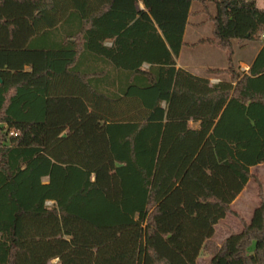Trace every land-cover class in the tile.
I'll return each instance as SVG.
<instances>
[{
  "label": "trees",
  "instance_id": "16d2710c",
  "mask_svg": "<svg viewBox=\"0 0 264 264\" xmlns=\"http://www.w3.org/2000/svg\"><path fill=\"white\" fill-rule=\"evenodd\" d=\"M195 1L205 76L176 62ZM263 35L256 0H0V264H264L259 180L213 239L264 163Z\"/></svg>",
  "mask_w": 264,
  "mask_h": 264
},
{
  "label": "rangeland",
  "instance_id": "374dc122",
  "mask_svg": "<svg viewBox=\"0 0 264 264\" xmlns=\"http://www.w3.org/2000/svg\"><path fill=\"white\" fill-rule=\"evenodd\" d=\"M257 3L259 7L264 8V0H257ZM191 8L193 10V14L190 17V22L187 24L184 38L185 44L182 47V55L179 57V62L182 64H189L191 66V70L204 76L207 74V70L210 67L216 68L227 66V56L222 50L207 43H196L198 39L208 38L211 35L212 23L206 21V16L203 13H196L202 8L199 2H193ZM213 9L214 8L212 6V10ZM260 45V42L255 41H245L236 45L234 61L241 71H246L248 68L246 66H241V64L237 61L242 59L243 61L249 62L255 52L259 49ZM251 172L254 177L250 179L246 192L244 193L242 199L240 198V202L237 205H234L233 208H235L236 211L233 210V212H230L228 216L216 227V233L214 234L213 239L217 244H221V242L230 233L241 231L243 229L241 219L243 218L246 221H249L254 208L260 202L259 181L262 182L264 189V163L253 166ZM210 258L211 256L209 254L202 252L198 257L197 264H210Z\"/></svg>",
  "mask_w": 264,
  "mask_h": 264
},
{
  "label": "crops",
  "instance_id": "0c3cea01",
  "mask_svg": "<svg viewBox=\"0 0 264 264\" xmlns=\"http://www.w3.org/2000/svg\"><path fill=\"white\" fill-rule=\"evenodd\" d=\"M257 1V0H256ZM139 5H140V7H143V3L142 2H140L139 3ZM257 5H258V3H257ZM259 6V5H258ZM261 8H263V7H261ZM191 11L193 12V10H192V8H191ZM199 14V13H198ZM200 14H202V13H200ZM192 15V14H191ZM191 15L189 16V18H188V23L190 22V17H191ZM186 28H187V26H186ZM185 33H186V29H185V32H184V38H185ZM199 40L200 39H198L197 41H196V43H199ZM184 42H185V39H184ZM193 44V43H192ZM260 48H261V45H260V47H259V49L255 52V54L253 55V57H252V59L249 61V62H247V61H243L242 59H240V60H238L237 62H239L240 64H241V66H246L248 69L250 68V64H251V62L253 61V59L255 58V56L257 55V53H258V51L260 50ZM182 50V49H181ZM182 54H181V52H180V54H179V56L176 58V62H177V66L178 67H182V68H185V69H187V70H189V71H191L192 73H194V74H196V75H201V76H203L202 74H198L196 71H193V70H191V66L189 65V64H185V63H180L179 62V57L181 56ZM210 67V66H209ZM227 66H224V67H216V68H220V69H222V68H226ZM210 68H215V67H210ZM27 69H29V68H27ZM248 69H246V71H248ZM243 70V69H242ZM205 76V75H204ZM219 79H220V77H218V76H212L211 78H210V80H211V83H216L217 81H219ZM190 126L192 127V128H197L198 127V125H199V123L198 122H194V121H190ZM195 124V125H194ZM253 168V166L251 167V169ZM250 182V180L248 181V183ZM248 183H247V185L244 187V189L241 191V193L236 197V199L232 202V204H231V208H232V210H235L236 211V209L235 208H233L234 207V205H237L239 202H240V198L242 199V197H243V195H244V193L246 192V188H247V186H248ZM229 214V213H228ZM228 214L223 218V219H221L219 222H218V224L222 221V220H224L227 216H228ZM218 224L216 225V227L218 226ZM216 227H215V233H216ZM231 234V233H230ZM229 234V235H230ZM213 238H214V236H213ZM198 263V262H197Z\"/></svg>",
  "mask_w": 264,
  "mask_h": 264
},
{
  "label": "built area",
  "instance_id": "2783aa9c",
  "mask_svg": "<svg viewBox=\"0 0 264 264\" xmlns=\"http://www.w3.org/2000/svg\"><path fill=\"white\" fill-rule=\"evenodd\" d=\"M263 37H264V35H263ZM11 134H12V135H16V133H14L13 131L11 132Z\"/></svg>",
  "mask_w": 264,
  "mask_h": 264
}]
</instances>
